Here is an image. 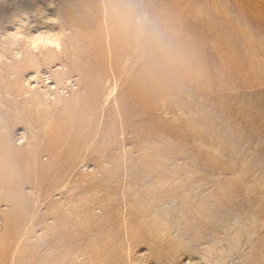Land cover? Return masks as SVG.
Returning a JSON list of instances; mask_svg holds the SVG:
<instances>
[{"label":"rangeland","instance_id":"rangeland-1","mask_svg":"<svg viewBox=\"0 0 264 264\" xmlns=\"http://www.w3.org/2000/svg\"><path fill=\"white\" fill-rule=\"evenodd\" d=\"M190 260L264 264V0H0V264Z\"/></svg>","mask_w":264,"mask_h":264},{"label":"bare ground","instance_id":"bare-ground-1","mask_svg":"<svg viewBox=\"0 0 264 264\" xmlns=\"http://www.w3.org/2000/svg\"><path fill=\"white\" fill-rule=\"evenodd\" d=\"M50 3H51V2H50ZM22 140H23V139H22ZM188 263H189V264H199V262L194 261V260H193V261L190 260V261H188Z\"/></svg>","mask_w":264,"mask_h":264}]
</instances>
